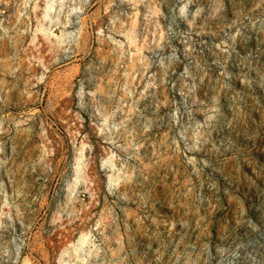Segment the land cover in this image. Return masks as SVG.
<instances>
[{"label": "clouds", "instance_id": "9594fccd", "mask_svg": "<svg viewBox=\"0 0 264 264\" xmlns=\"http://www.w3.org/2000/svg\"><path fill=\"white\" fill-rule=\"evenodd\" d=\"M0 264H264V0H0Z\"/></svg>", "mask_w": 264, "mask_h": 264}]
</instances>
